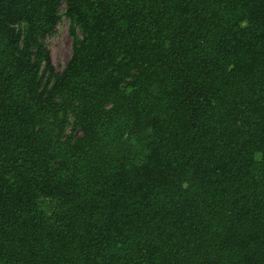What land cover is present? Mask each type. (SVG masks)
<instances>
[{
	"label": "trees",
	"instance_id": "1",
	"mask_svg": "<svg viewBox=\"0 0 264 264\" xmlns=\"http://www.w3.org/2000/svg\"><path fill=\"white\" fill-rule=\"evenodd\" d=\"M0 264H264V0H0Z\"/></svg>",
	"mask_w": 264,
	"mask_h": 264
},
{
	"label": "rangeland",
	"instance_id": "2",
	"mask_svg": "<svg viewBox=\"0 0 264 264\" xmlns=\"http://www.w3.org/2000/svg\"><path fill=\"white\" fill-rule=\"evenodd\" d=\"M64 5L61 6V12ZM44 44L49 52L50 61L56 72H61L72 54V38L69 35V21L62 17L53 32L44 38ZM70 130V126L67 131Z\"/></svg>",
	"mask_w": 264,
	"mask_h": 264
}]
</instances>
